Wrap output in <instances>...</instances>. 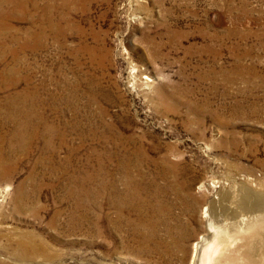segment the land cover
<instances>
[{"label": "rangeland", "instance_id": "rangeland-1", "mask_svg": "<svg viewBox=\"0 0 264 264\" xmlns=\"http://www.w3.org/2000/svg\"><path fill=\"white\" fill-rule=\"evenodd\" d=\"M6 13L0 264H191L210 204L264 199V0H15ZM12 97L35 125L20 135ZM127 155L150 185L131 187L146 215L106 204L103 221L102 185L124 197L110 191ZM171 168L173 186L159 177Z\"/></svg>", "mask_w": 264, "mask_h": 264}, {"label": "bare ground", "instance_id": "bare-ground-1", "mask_svg": "<svg viewBox=\"0 0 264 264\" xmlns=\"http://www.w3.org/2000/svg\"><path fill=\"white\" fill-rule=\"evenodd\" d=\"M14 1L15 0H0V53L3 50L11 51L14 48L11 45H9L8 47H3V41L6 38V32L8 30L6 3L7 2L14 3ZM48 13L49 14H47V16H46V26H47V28H51L53 26V13H52V10L50 8L48 9ZM145 80L150 82V80H148V78H145ZM143 88H149V86L144 83ZM94 95H95L94 93L90 92V96H91V99L93 102L96 101V99L93 97ZM32 97H34V95L31 92H28L29 100H31ZM27 103H28L27 97L24 100H22L20 105L17 102L16 98L12 97L6 104V106L12 110V113L7 116L6 120L11 118L10 120L13 121L15 125H20L19 130L17 132L18 135H20L21 129L24 128L26 126V124H33L34 125L33 118L27 110V105H28ZM69 129L71 130L72 128L69 127ZM138 158H139L138 155H127L126 157H124L123 162L120 164L119 168L117 169L119 171L120 175L118 177L116 176L117 178H115L114 182L117 183L116 185L121 183L122 187L124 186V189H120V188H117V186H115V188L113 187L114 189H112V191H110V193L114 192L115 195H117L118 191H120V192H122L121 195L124 196L123 198L121 197L122 199H119V200L118 199L117 200L112 199L111 201L109 200V202H108L106 199V195L103 192V191H105L106 183H103L102 186H104V187L101 188V192L99 194V199L100 200L102 199V203L100 206V213L103 214V219H102L103 221L107 220L105 217V210L107 207L106 204L110 208H114L116 210V214L119 217H125L126 219L132 218L133 215H137V216L139 215L140 218L143 217L144 215H146V213L144 214L143 211H140L139 209H137L135 207L136 202H138L137 200H139V198L137 197V193L134 191L132 192V190H131V187L136 183H137V187H138V192H139V190L140 191L146 190V187L148 186V185L146 186V183H143L141 180H139L137 178L135 180L133 178V176L135 175V172H134L133 176L131 174V170L133 171L132 167L137 166L133 162H138ZM144 160L145 161L148 160V157H145ZM148 163H151V161H148ZM135 168H137V167H135ZM164 169L161 171L159 170L160 171L159 177L162 178V180L166 181V182H168L169 179L171 178V182H169L168 185L170 184L171 186H173L174 185V184L172 185L173 182L174 183L178 182L180 173L177 170H175L176 168L175 169L171 168L170 171H165ZM168 174H169V176H168ZM123 175H125L124 176L125 178L123 177ZM189 185H191V184H189ZM161 188H163V187H161ZM154 189H155V187H154ZM154 189H153V191H154ZM171 189H173V188L171 187ZM162 194L164 195L165 193H162ZM152 195H150V196H152ZM159 195H160V193H159ZM119 196H118V198H119ZM107 197H109V196H107ZM115 198H117V196ZM110 199H111V197H110ZM149 199H146V200L150 201ZM141 202H142V200H141ZM151 202H152V200H151ZM146 204H147V202H146ZM152 205H153V203H152ZM160 205H161V203H160ZM137 206H140V205L138 204ZM151 208L153 209L152 206H151ZM142 209H144V208H142ZM154 209H156V208H154ZM159 209H160V207H159ZM209 209H210L209 215L207 217H209L210 227L208 226V228L211 230V233L208 237H206L204 239L202 238L203 239L202 242L199 241V242H197L198 244H196L194 246V252L192 255L193 257L191 258V264H259L258 246L257 245L259 244L258 241L260 240L259 236H261V234L258 233L257 231L261 230L262 233L264 231V199H252V196L250 194L244 193L243 197L239 201H237V200L233 201L232 197L230 195L226 194V195H223V197H221V200H219V202H215V203L210 204ZM157 213H158V211H157ZM229 213H230V218H226V216ZM167 217H169V216H167ZM170 217H171V214H170ZM152 218L156 219L157 217H152ZM160 218H158V219H160ZM146 219H148V218H146ZM167 219H169V218H167ZM117 220H119V219H117ZM163 220H164V218H163ZM120 221H122V220L120 219ZM166 221H168V220H166ZM127 222H129V221H127ZM158 223H156V222H152V224L150 223L151 224V231L150 232L152 234L151 237L154 239H156V237L153 236L154 235L153 233L155 232L157 234L158 227L159 226L161 227V225H162V224L159 225ZM116 227H118V226H116ZM256 229H257V231H255ZM172 231H174V230H172ZM180 235H182V234H180ZM252 238L254 240L253 246L250 247V249L248 248L247 251L245 250V252H243V253H241V252L237 253V251L240 249V247L244 246L245 242L249 241ZM158 239H160V238L158 237ZM185 254H186V252H185ZM152 257H153V255H152Z\"/></svg>", "mask_w": 264, "mask_h": 264}]
</instances>
